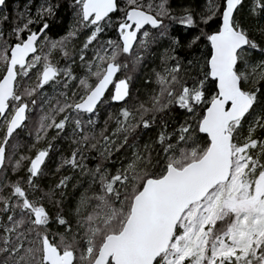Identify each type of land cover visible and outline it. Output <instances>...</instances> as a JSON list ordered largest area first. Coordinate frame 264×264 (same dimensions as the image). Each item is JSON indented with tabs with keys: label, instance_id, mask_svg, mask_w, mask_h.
<instances>
[{
	"label": "snow or ice",
	"instance_id": "snow-or-ice-1",
	"mask_svg": "<svg viewBox=\"0 0 264 264\" xmlns=\"http://www.w3.org/2000/svg\"><path fill=\"white\" fill-rule=\"evenodd\" d=\"M0 264H264V0L0 15Z\"/></svg>",
	"mask_w": 264,
	"mask_h": 264
},
{
	"label": "trees",
	"instance_id": "trees-1",
	"mask_svg": "<svg viewBox=\"0 0 264 264\" xmlns=\"http://www.w3.org/2000/svg\"><path fill=\"white\" fill-rule=\"evenodd\" d=\"M31 0H8L6 1V7H2L0 8V15H8L10 18H14L17 15L18 11H23L25 4L26 3H30ZM36 2L38 3L39 0H36ZM64 3H67V0H63ZM34 10V8H33ZM65 17H67V23L70 24L71 23V16L70 13L66 10H62L61 11V15H60V19L63 22ZM175 31L177 33H181L182 32V26H180L179 24H176L173 26ZM63 34V33H61ZM115 34L110 32L106 34V38L107 37H113L114 38ZM160 62L158 59H154L152 57H149L148 60V66L147 67H142L140 70L137 71V73L135 74L136 77H138L140 80L143 79L144 75H146L152 68H155L157 71L160 70ZM139 86V84L137 85ZM102 117H104V113L101 114ZM145 139H147V137H145ZM62 147L65 148V155H67L68 152V148H67V144H63ZM89 166H94L95 164V160H89ZM70 174V173H69Z\"/></svg>",
	"mask_w": 264,
	"mask_h": 264
},
{
	"label": "water",
	"instance_id": "water-1",
	"mask_svg": "<svg viewBox=\"0 0 264 264\" xmlns=\"http://www.w3.org/2000/svg\"><path fill=\"white\" fill-rule=\"evenodd\" d=\"M6 1H8V0H6ZM0 8H2V7H0Z\"/></svg>",
	"mask_w": 264,
	"mask_h": 264
}]
</instances>
